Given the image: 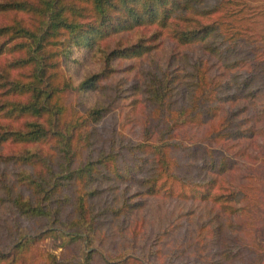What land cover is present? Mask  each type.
I'll use <instances>...</instances> for the list:
<instances>
[{
	"label": "trees",
	"instance_id": "obj_1",
	"mask_svg": "<svg viewBox=\"0 0 264 264\" xmlns=\"http://www.w3.org/2000/svg\"><path fill=\"white\" fill-rule=\"evenodd\" d=\"M259 15L249 0H0V264H249ZM78 51L94 68L75 81ZM114 112L134 136L104 129ZM167 202L207 231L203 258L161 248L148 208ZM49 233L68 238L59 254L37 251Z\"/></svg>",
	"mask_w": 264,
	"mask_h": 264
},
{
	"label": "rangeland",
	"instance_id": "obj_2",
	"mask_svg": "<svg viewBox=\"0 0 264 264\" xmlns=\"http://www.w3.org/2000/svg\"><path fill=\"white\" fill-rule=\"evenodd\" d=\"M250 5L255 9L260 11L259 15V26L256 27L263 36H264V0H249ZM262 42L264 41L261 40ZM74 57L77 62L70 64L69 72L73 76L74 80L77 81L84 77L88 72L94 68L91 62L92 53L91 51H78L74 53ZM95 94H87L82 97V102L90 106L95 100ZM65 102L73 110H81V103L78 99L70 94L65 98ZM115 114L112 116V120L104 123V129L109 130L110 123L118 124L120 131L130 136H134V132L131 131L130 127L123 123L122 115ZM113 124V125H114ZM111 127V126H110ZM201 134L197 135L196 133H191V139H197ZM176 161L178 163L182 162V159L177 155ZM181 161V162H180ZM183 170V169H181ZM153 206V205H152ZM174 208V211L171 210L172 207L170 203L163 204L161 208L156 209L154 206L149 207L148 210L151 214L150 221L153 224H158V226H166L167 233L161 239V248L164 252L177 248L178 250L185 251L189 255H193L198 258H203V252L205 249L204 241L207 237V231L201 230L198 226L197 219L195 217H185L182 215V210ZM166 210L167 213H166ZM171 213V214H168ZM248 225V226H247ZM243 233L246 235L247 239H250L249 246L254 250V257H249V264H264V207L259 209H250L248 210V215L246 217V226H243ZM242 233V234H243ZM68 238L64 235L57 233H49L38 242V250L41 252H55L59 254L63 251V243L66 242ZM37 258V256H34Z\"/></svg>",
	"mask_w": 264,
	"mask_h": 264
}]
</instances>
